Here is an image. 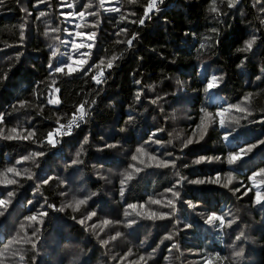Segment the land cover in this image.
<instances>
[{
	"label": "trees",
	"instance_id": "1",
	"mask_svg": "<svg viewBox=\"0 0 264 264\" xmlns=\"http://www.w3.org/2000/svg\"><path fill=\"white\" fill-rule=\"evenodd\" d=\"M212 5L213 0H163L141 25L138 20L144 18L147 0H104L103 8L99 0H0V172L29 151L44 153L37 158L38 166L30 165L32 179L22 176L17 184H0V198L14 192L0 216V252L12 238L21 236L36 243L33 249L22 242L25 264H191L187 250L200 257L195 264H264V201L253 202L257 191L264 195V176L254 175L264 170V0H237L234 7H228L227 0H216V12L210 11ZM111 8L120 11L107 10ZM81 11L84 17L78 15ZM41 12L45 15L40 16ZM92 32L94 40L88 38ZM73 34L77 44L85 45L79 52L90 53L85 67H98L89 75L51 74L49 63L56 67L65 62ZM133 35L136 38L129 46ZM251 39H255L252 49L240 51ZM74 54L79 57L77 51ZM113 57L117 59L109 69L107 62ZM100 69L104 82L98 85L91 76ZM213 76L222 79L217 87L206 90ZM50 98L60 103L49 104ZM85 102L89 114L71 135L57 136L55 146L38 142L58 127L57 119L66 124ZM179 105L183 118L177 120L172 111ZM229 105L246 111L226 114L225 127L220 126L219 117L213 120L205 115L214 116ZM13 128L20 135L35 131L36 136L6 139V131ZM187 133L199 137L184 147ZM252 145L251 151L228 165L230 153ZM141 146L158 160L175 159L176 166L155 167L157 161L148 156H139L145 164H137L131 157L139 155L136 149ZM72 152L79 161L76 164L68 163ZM200 157L221 160L194 165ZM61 163L66 164L65 182L80 176V186L90 192L89 203L95 204L89 211L95 215L110 199L105 191L113 186L108 191L118 201L113 225L123 222L133 251L130 256L118 252L111 259L78 221L82 209L61 210L59 192L65 185L58 184L55 176L63 173ZM133 164L142 170L133 173L121 196V180ZM94 166L120 170L122 175L109 183L108 176L94 175ZM229 171L232 183L223 187ZM217 174L223 178L219 183L178 185L180 199L170 218L140 219L125 226L124 207L143 205L140 208L146 210L150 200H161L159 214L170 213L172 209L163 206L166 198H172L166 190L181 177L207 181ZM36 202L55 207L47 209L42 222L26 221L37 210ZM211 214L224 216L225 226L206 223ZM228 220L233 221L230 226ZM145 222L153 229L149 240L142 239ZM34 229L38 230L35 236ZM169 235L172 239H167ZM45 246L50 251L48 259L39 254ZM140 256L147 259L138 262Z\"/></svg>",
	"mask_w": 264,
	"mask_h": 264
},
{
	"label": "snow or ice",
	"instance_id": "2",
	"mask_svg": "<svg viewBox=\"0 0 264 264\" xmlns=\"http://www.w3.org/2000/svg\"><path fill=\"white\" fill-rule=\"evenodd\" d=\"M38 2H42V0H38ZM99 2H100V7L103 8L104 0H99ZM160 2L162 3L163 0H160ZM220 2H224V0H220ZM236 2H237V0H227V6L228 7H234ZM156 3H157V0H147V7H146V10L144 12V18H140L138 20L139 24L143 25L144 24V19L145 18H150L149 13L152 12V10L156 8ZM67 6L69 8H71L73 5L72 4H68ZM90 6L91 5H89L88 7H90ZM107 10L108 11H112V12H119L120 11L119 8H111V9H107ZM210 11H213V12L218 11V9L216 7V0H213V5L210 8ZM88 14L89 15H93V16H98L99 15L97 12H90ZM29 15H30V13H29ZM43 15H45V13L41 12L40 16H43ZM69 15H71V14H69ZM78 15L80 17H84L85 16V12L81 11L80 13H78ZM37 18L39 19V17H37ZM133 22L135 23V21H133ZM77 27L79 28L80 25H77ZM53 31H58V30L57 29H53ZM124 31H127V30L126 29H121V32H124ZM117 34L119 35V33H117ZM46 35H47V33H46ZM69 35H71V33H69ZM76 35L79 36V35H81V33L78 32V33H76ZM95 35H96L95 32H92L89 35L88 38L91 39V40H94ZM21 38L23 39V34H21ZM135 38H136L135 35H133L132 38L127 41V44L129 46H131L132 45V41ZM64 43H68V42H64ZM254 43H255V39L248 40V41H246L244 48L243 49H239V50L240 51H249V50L252 49ZM92 46L93 45H91V44L87 45L88 48H91ZM71 47H72L73 50L78 52L79 58L78 59H72V57L70 56L69 57V61L70 62H64L63 64H61L59 66H56V67H53L52 63L50 62L49 63V68L52 69V73L51 74L60 73V74L71 75L72 73H75V72H83L84 75H89V73H91L94 68L98 67L97 65H91V66H88L87 68L85 67V66L88 65L87 57L90 56V53L79 52L78 51L80 48L85 47V45L76 44L75 42H72L71 43ZM202 47H203V45H202ZM56 55H57V51L53 50L52 51V57H55ZM115 59H117V57H113L111 60H109L107 62V68L110 69V68L113 67V60H115ZM73 64L78 65V67H73ZM100 64H104V61L101 60ZM65 69H67L66 73H65ZM262 71H264V69H262ZM103 75H104L103 69H100L99 71L96 72L95 75L91 76V79H93L96 82V84L99 85V84L104 82ZM221 79L222 78H220V77L213 76L212 79L209 81L206 90H210V89H213V88L217 87L218 86V81L221 80ZM54 83H55V81L53 80V84ZM56 91L58 92L59 89H56ZM137 98H139V96ZM48 103L49 104H59L60 101H59L58 98L57 99L50 98L48 100ZM86 103H88V102L81 103L75 108V110L72 113L71 118L67 120L66 124L65 123H60V120L57 119L56 122L58 124V127L55 128L52 131H49L43 137V139L39 140L38 142L41 145H43V143L46 142L49 145L55 146V144L57 143V139H56L57 136H61L62 137V136H65V135H71L72 129L74 127H79L80 124L85 121L86 116L89 114L88 110L85 107ZM91 103H94V101H92ZM153 103H155V101H153ZM24 106H25L24 104H21V107H24ZM233 110L238 111V112H245L246 108L242 107L240 105H229L227 108H222L220 111L216 112L214 114V116H213V114L207 113V112L205 113V115L210 117V118H212L213 120L215 119V117H219L220 118L219 119L220 126L221 127H225L226 123L229 122V121H226L225 116H226V114H230ZM229 119H231V117H229ZM2 121H3V114H0V123H2ZM236 122L238 123L239 121L236 120ZM201 123L203 124V120L201 121ZM11 132L12 133H17V129L13 128V129H11ZM35 136H36L35 131H27V134H24V135H8L5 138L6 139H10V140L11 139L29 140V139L35 138ZM225 139H227V136L225 137ZM193 142H194L193 139H188L186 141V143L184 144V147H187L188 145L192 144ZM196 142H198V141H196ZM155 143H160V141L157 140V141H155ZM262 143H264V142H262ZM252 147H255V145H252L248 149H241L240 152L230 153L228 155V157L226 158L228 165L235 164L238 160H240L242 158V155H246L248 151H251ZM136 153L139 154V155H135L134 154L131 157V159L133 161H136L137 164H145V161L139 159V156H148V158L150 160L157 161V163L154 165L155 167H169V166L175 167L176 166L175 159H172L171 161L158 160V158L155 155H151V154L147 153L143 146L138 147L136 149ZM43 155H44L43 152H33L29 156H24L21 160H18L16 163L17 164H21L24 161H29V160H31L33 163H35L36 158L39 157V156H43ZM77 156H79V153H77ZM214 160L219 161V160H221V158L220 157H200L199 159L194 160L192 163L194 165H199V164H202V163H211ZM78 162H79L78 160H73L72 161L73 164H76ZM137 164L130 165L129 167H130V169H132V171L131 172H127L124 175V179L121 180V189H120L121 196H123V194H124V190H125L124 186L126 185L127 181H129V180H131L133 178V173L134 172H139V171L142 170L140 167L137 166ZM146 166H148V165H146ZM23 173H24V175L26 176L27 179H32V175L28 173L27 169H24ZM9 174H12L13 178H9ZM21 175H22L21 171L18 170L15 166L8 167L5 171L0 172V184H4V185L17 184L18 180L15 179V177H20ZM254 175L264 176V170H261L260 173H256ZM49 179H51V178H49ZM221 179H222V177L219 174H217L214 178H212L210 180H207V181L201 180V179H197V180H193V181H185V178L181 177L180 180L177 181L176 185H173L172 188H169V189L166 190L167 192H170L172 194V198L171 199H167L166 198V204H164L163 206L171 208L172 212L158 214L156 211H151L147 215L146 218L152 219V220H156V219H161L162 220V219L170 218L172 215H174L175 202L180 199V193H179V191H177V186L182 184L183 182H188V183H193V184L219 183L221 181ZM225 179L227 180V183H224L223 187H228V185L231 184L232 180H233L231 171H229L227 173ZM250 179H252V178L250 177ZM44 183H48V179H45ZM261 183H264V180H262ZM237 191H239V189H237ZM13 196H14V192L13 191H8L6 193V197L5 198H0V209H2V210H0V216H3L5 214V211L7 210V206H8V204L11 203V198ZM256 197H257L256 203H261L262 201H264V195H261L260 191H257ZM29 203H31V201H29ZM85 203H86V200H84V199H80V200L75 201V209L74 210H78L79 206L83 205ZM150 203H152V204H161V200H150ZM185 203H188L189 207H194L191 204V202H187L186 201ZM48 206L49 207H55L54 205H48ZM69 207H72V205H69ZM128 207L131 208V209H136L137 205L133 204V205H129ZM140 207L143 208L144 206L140 205ZM136 214L140 215L141 213H136ZM45 215H47L46 212H40L39 213V217H38V215L33 214V215H30V216L26 217L25 220L29 221V222H38V220L42 219V217L45 216ZM94 215H95V213H91L89 215L88 219H91V216H94ZM125 215H130V213L126 212ZM215 221H219L220 222L219 226L221 228H223L225 226V224H226L225 217L222 216V215L218 216L216 214H211L206 219V223H208V224H213ZM135 222H136L135 220L131 221L128 226L130 227L131 224H133ZM232 222H233L232 220H228L227 221V225L230 226ZM80 223L83 224L84 221L81 220ZM109 223H110V221H108V220L103 221L104 225H108ZM29 226H31V225H29ZM186 227H191V225H187ZM23 229H24V226L21 225V230L23 231ZM36 231H38V230L34 229V231L32 233L33 236L36 235ZM119 235H120V233H117L116 236L112 237V239H116ZM242 235L243 234H241V236H237V239H241ZM167 239H172V236L169 235L167 237ZM21 242L30 244L33 249L36 247L35 241H33L31 239H27V238L14 239L13 241H10L7 245H5L4 249L2 250V252H0V254H7L9 252V250L12 248L13 244H20ZM105 243H107V242H105ZM174 247H175V245H174ZM13 254L14 255L18 254L19 255V260L21 262L24 261V255H23V252H22L21 249H19V248L14 249L13 250ZM236 255L239 256V255H241V253L237 252ZM140 259L143 260L144 258L141 257ZM0 264H3V261H0ZM206 264H208V262H206Z\"/></svg>",
	"mask_w": 264,
	"mask_h": 264
},
{
	"label": "rangeland",
	"instance_id": "3",
	"mask_svg": "<svg viewBox=\"0 0 264 264\" xmlns=\"http://www.w3.org/2000/svg\"><path fill=\"white\" fill-rule=\"evenodd\" d=\"M157 10H159V9L158 8L153 9L152 11H157ZM73 18H75L76 20H80L77 16H74ZM76 37L77 36L75 34H73L68 39L69 40V44H68L69 49L67 51H65V54L67 57L65 62H70L69 61L70 56L72 57V59H78L79 58L74 54L75 50H73L71 47L72 42H75L77 44ZM82 44H84V43H82ZM79 50H81V48ZM63 63L64 62L60 63V65ZM73 67H78V65L73 64ZM162 106L164 107V103H162ZM182 111H183V107L181 105L176 106V108L172 111V113L176 116L177 120L183 118ZM172 113H171L169 118L173 117ZM175 124L178 126V123H175ZM0 132L2 133V127L0 129ZM181 132H182V130H181ZM186 132H188V131H186ZM6 134L7 135H20L21 133H12V132L6 131ZM187 134L189 135V139H193V138L196 139L199 137L198 135H193V134L190 135L189 133H187ZM76 150H78V149H76ZM33 152H41V150L34 149L32 151L25 153L24 155L20 156L19 159L15 160V162L12 163L8 167L15 166L22 173V175L20 177L25 176L23 173L24 169H27L29 172L30 165L31 166H35V165L38 166V162H37L38 157L36 158L35 163H33L31 160L24 161L21 164H17L16 162L18 160H21L24 156H29ZM74 153L75 152L69 153L71 155V157H70L68 163H72L73 160H77ZM60 166L63 170V173L55 175V176H57V178L59 179V181L57 182L58 184L65 185L64 187L61 188V190L59 192L60 197H61V203H60L61 209L64 211L67 210L70 212H76V211H80L82 209L81 217H80V220H78V221L79 222L81 220L84 221L83 225H85V228L89 231L91 239H95L102 246L103 250L106 251L107 253H109V256L111 257V259L112 258L115 259L116 255H118V252H119V254H124L126 252V254L128 256H130V253L133 251L127 245L126 233L124 232V228L121 227L123 222H118V226L116 228L113 225V222H117V221H114L112 219L116 218V209L118 208V205L116 204V203H118V201L112 200L111 195L108 192L110 187H111V189H113V186H109L107 189V192L105 191L106 197H108V198L110 197V199L109 200L107 198L105 199L106 203H104L101 206L100 213L96 214L94 216H91V219H88L89 215L92 213L89 211L90 206L95 205V204L89 203L90 192L80 186L81 182H82V180L80 179V176H73L71 179L69 178V180L67 182H65V180H64L65 179L64 168H65L66 164L61 163ZM99 169L100 168L94 166V175L102 174V175L108 176L110 179L109 183L117 181L118 178L122 175V172L120 170H116V171L112 172L113 171L112 169H105V168L102 170H99ZM9 178H13L12 174H9ZM17 178H19V177H15V179H17ZM2 185H4V184H2ZM5 186H8V185H5ZM244 191L248 192V190H244ZM34 192L36 193V191H34ZM80 199L86 200V203L83 205H80L78 210H74L75 209V201L80 200ZM256 199H257V197H255L253 199V202H255ZM36 203H37L36 204L37 210L35 211L34 214H37L38 216H39L40 212H46L47 209L51 210L50 207H47L44 204H40L39 202H36ZM148 204H149V206L146 210H143L140 207H137L136 209H131L128 206L124 207L123 208V216H124L125 226L128 227L129 223L133 220L140 221V219H142V220L148 219L146 217L151 211H156L159 214V204H152V203H150V201ZM69 205H72V207H69ZM82 207H85V209H83ZM109 212L112 213L110 218L108 217ZM126 212L130 213V215H125ZM136 213H141V214L137 215ZM45 219H47L46 215L43 216L42 219H40L39 221L42 222ZM105 220L110 221V223L108 225H104L103 221H105ZM149 221H153V220L149 219ZM40 222H39V224H40ZM217 222L219 223V221H215V223H217ZM143 228H144V230L142 232V239L143 240H149L151 237L150 234L152 233L153 229L151 228V225L148 224V222L143 223ZM117 233H120V235L116 239H112V237L116 236ZM14 239H22V238H21V236H16V237L12 238L10 241H13ZM105 242H107V243H105ZM21 244H22V242L20 244H13L12 248L9 250L8 254H6V255L0 254V261H3V264H25L24 261L21 262L19 260L18 254H16V255L13 254V250L16 248H19L22 250L23 255L25 257L26 252H24ZM49 253H50L49 248L47 246H45V247L40 249L39 254L43 255L44 257H47L46 259H48ZM62 253H63V251H62ZM187 253H189V257H190L189 263H191V264H195L200 258L199 256L192 254L191 251L187 250ZM141 257L142 256H140L138 258V262L147 259L145 257L143 260H141L140 259ZM34 261H35V259H34ZM99 263H101V261H98V263L95 261L92 264H99ZM202 264H205V262H203Z\"/></svg>",
	"mask_w": 264,
	"mask_h": 264
},
{
	"label": "built area",
	"instance_id": "4",
	"mask_svg": "<svg viewBox=\"0 0 264 264\" xmlns=\"http://www.w3.org/2000/svg\"><path fill=\"white\" fill-rule=\"evenodd\" d=\"M160 3H161L160 0H157L156 8H155V9H157V8L159 9V4H160ZM74 128H75V127H74ZM74 128H73V129H74ZM73 129H72V131H73Z\"/></svg>",
	"mask_w": 264,
	"mask_h": 264
}]
</instances>
